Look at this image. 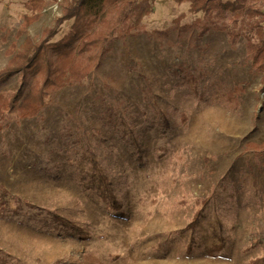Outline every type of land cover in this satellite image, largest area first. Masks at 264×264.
I'll use <instances>...</instances> for the list:
<instances>
[{"label": "rangeland", "instance_id": "374dc122", "mask_svg": "<svg viewBox=\"0 0 264 264\" xmlns=\"http://www.w3.org/2000/svg\"><path fill=\"white\" fill-rule=\"evenodd\" d=\"M30 1L0 0V70L61 15L43 0L20 34ZM138 2L151 13L84 82L0 121V264H264V153L248 145L264 143V76L247 53L259 16L227 12L201 35L189 2ZM19 87L17 74L0 93Z\"/></svg>", "mask_w": 264, "mask_h": 264}, {"label": "trees", "instance_id": "16d2710c", "mask_svg": "<svg viewBox=\"0 0 264 264\" xmlns=\"http://www.w3.org/2000/svg\"><path fill=\"white\" fill-rule=\"evenodd\" d=\"M142 1L148 4L156 0ZM175 1L189 2L192 13H203V18L193 23L200 29L201 35L211 29H222L224 25L217 23L215 18H223L227 12L237 13L243 20L259 16L256 22L257 29L260 30L259 40L248 42L247 53L254 70L264 76V12L261 7L264 0ZM255 3L259 4L256 6ZM43 5V0L30 1L32 15L25 16L20 34L26 33L30 25L39 20ZM60 8L61 15L55 19L54 26L45 28L39 40L27 37L22 46L11 47L12 57L0 70V83L19 74L20 87L14 93H0V121L15 110L19 116L33 118L47 106L54 91L84 82L109 45L127 37L132 16L136 14L135 24L139 26L144 16L152 11L149 7H139L138 0H62ZM113 8H116L115 12L109 15ZM68 22L72 23L69 32L60 40L54 41L59 27ZM254 25L252 23L250 26ZM248 145L264 153V143ZM98 173L99 182L106 187L107 178L100 171ZM6 193L4 191L0 195V209L7 206L3 199ZM213 243L212 247H208L211 254L221 250L222 239Z\"/></svg>", "mask_w": 264, "mask_h": 264}]
</instances>
